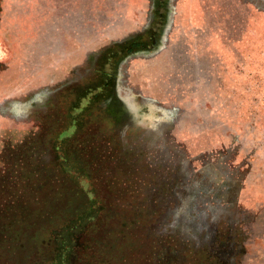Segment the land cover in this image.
<instances>
[{
    "label": "rangeland",
    "instance_id": "obj_1",
    "mask_svg": "<svg viewBox=\"0 0 264 264\" xmlns=\"http://www.w3.org/2000/svg\"><path fill=\"white\" fill-rule=\"evenodd\" d=\"M0 264H264V0H0Z\"/></svg>",
    "mask_w": 264,
    "mask_h": 264
}]
</instances>
